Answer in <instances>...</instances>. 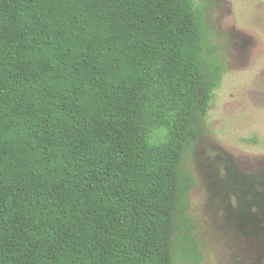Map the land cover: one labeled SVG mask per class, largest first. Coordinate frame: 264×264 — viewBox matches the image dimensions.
<instances>
[{"label":"trees","instance_id":"1","mask_svg":"<svg viewBox=\"0 0 264 264\" xmlns=\"http://www.w3.org/2000/svg\"><path fill=\"white\" fill-rule=\"evenodd\" d=\"M205 49L193 0H0V264L201 262Z\"/></svg>","mask_w":264,"mask_h":264},{"label":"rangeland","instance_id":"2","mask_svg":"<svg viewBox=\"0 0 264 264\" xmlns=\"http://www.w3.org/2000/svg\"><path fill=\"white\" fill-rule=\"evenodd\" d=\"M193 1L220 80L183 158L190 237L199 264H264V0Z\"/></svg>","mask_w":264,"mask_h":264}]
</instances>
